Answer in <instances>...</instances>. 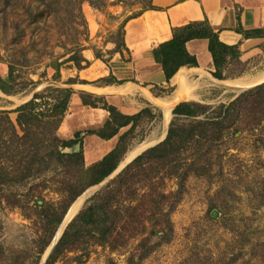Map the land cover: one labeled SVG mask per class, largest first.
Listing matches in <instances>:
<instances>
[{
  "label": "rangeland",
  "instance_id": "374dc122",
  "mask_svg": "<svg viewBox=\"0 0 264 264\" xmlns=\"http://www.w3.org/2000/svg\"><path fill=\"white\" fill-rule=\"evenodd\" d=\"M148 5L150 0H0V72L3 70L7 76L10 69L14 87L18 89L11 94L7 109L27 100L34 90L56 85L53 81L65 84L69 78L85 80L76 63L67 61V57L74 54L85 58L88 50L96 63L103 66L100 61L105 63L114 49L104 46L121 41L120 27L124 20ZM122 51L128 54L126 49ZM226 67L224 80L246 76L250 65L231 61ZM184 71L192 70L185 67L179 70ZM92 75L86 80L93 81ZM214 78L189 74L188 80L194 83L192 98L182 100L212 105L227 103L254 86L236 90L222 83L224 80ZM172 81L163 86H147L146 81L139 85L147 87L154 97L169 98L176 88ZM25 82L26 87L19 89ZM141 93L138 102L149 108L154 117H142L130 134L120 161L131 147L148 140H154V144L162 137V109ZM252 96H248V108L240 113L239 121L223 133L207 154L206 171L201 175L189 173L178 187V178L167 175L161 179L162 171L152 178L151 187H159L158 190L168 194L161 203L170 221L163 237L152 235L140 245L150 229L148 223L143 233H136L122 246L113 242L98 244L86 237L88 240L80 243L78 249L66 251L53 264H264V114L252 111ZM9 117L15 122V113L10 112ZM171 117L172 113L167 124ZM189 153L187 150L184 155L189 157ZM82 156L84 166L95 162L86 163L83 145ZM180 161L176 162L185 168L189 158ZM62 168L52 166L36 178L5 185L0 190V264L45 263L42 257L46 248L42 253L38 249L49 231L45 210L52 208L56 214L59 212L61 197L54 191L56 181L69 177L70 173V168ZM113 176L85 188L77 198L85 192L89 194L78 211ZM131 191L133 187L123 189L124 196L130 195L123 196L122 205L136 202L127 199L133 194ZM27 197L29 200L25 202ZM13 199H18L19 205L8 203ZM137 228L141 230L140 226Z\"/></svg>",
  "mask_w": 264,
  "mask_h": 264
},
{
  "label": "trees",
  "instance_id": "16d2710c",
  "mask_svg": "<svg viewBox=\"0 0 264 264\" xmlns=\"http://www.w3.org/2000/svg\"><path fill=\"white\" fill-rule=\"evenodd\" d=\"M122 26L123 23L121 30ZM170 29L171 37L151 49L152 58L160 65L166 83L182 69L180 66L197 65L195 56L188 53L185 48V42L189 39H207V50L214 66L211 74L217 79L225 77L223 71L229 62L239 61L240 51L237 44H226L219 40L217 32L206 19L189 21L179 26H171ZM242 33L244 36H263L264 28L242 30ZM122 48L126 49L122 40L115 42V51L122 52ZM94 54L99 57L98 53ZM66 60L74 61L79 69L88 64L85 58L82 56L78 58L74 54L68 56ZM81 61H85V64L81 65ZM123 81L125 80L109 74L93 81L69 78L66 83L102 85L120 84ZM31 83L35 84L33 81ZM26 85V82L23 83L19 89ZM0 90L5 94H14L18 90L14 87L10 69L6 77H0ZM73 92L74 90L67 86L47 85L35 91L30 99L13 109H0V190L5 185L36 178L52 166L54 169L60 166L62 169L70 168L69 177L56 181L54 191L61 197L59 212L56 214L52 208L45 210L49 231L42 238L39 253H42L49 244L69 204L85 188L101 182L116 168L126 149L130 134L142 117L145 115L149 119L154 117L147 107H142L133 114H124L101 95L79 90L83 105L100 107L108 112L101 126L86 128L83 130L84 134H95L107 139L115 135L120 127L129 125L118 135L116 143L108 152L99 160L84 166L80 132H74L73 138H64L57 133ZM250 94H253L250 100L252 111L264 114V81L242 91L227 103L212 105L193 100L178 102L171 110L172 117L164 139L136 155L88 198L82 209L66 225L44 264H53L66 251L78 249L80 243H84L88 237L98 244L113 242V245L117 243L118 246H122L136 233H143L146 229L145 223L149 224L150 229L146 237L141 238L140 245L152 235L163 237L170 227L168 215L162 208L163 200L168 194L164 190H158L159 187L152 188V178L162 171L161 179L167 175L177 177L178 187L189 173L201 175L202 171H206V164L209 163L207 154L223 137V133H226L233 123L239 121L240 113L248 108L247 99ZM10 112L15 113V122L10 119ZM76 143L79 145L77 150L63 151L64 148H70ZM187 150H190L189 157L184 155ZM186 158H189L188 163H184L187 166L180 167L176 161L182 162L180 160L185 161ZM9 161L14 162V165ZM130 187H133L131 191L133 196L127 199L132 198L136 202L122 205L124 196L122 191ZM128 195L130 193L124 197ZM28 200L27 197L25 202ZM8 203L11 206L19 205L18 199ZM139 226L140 231L137 228Z\"/></svg>",
  "mask_w": 264,
  "mask_h": 264
},
{
  "label": "crops",
  "instance_id": "0c3cea01",
  "mask_svg": "<svg viewBox=\"0 0 264 264\" xmlns=\"http://www.w3.org/2000/svg\"><path fill=\"white\" fill-rule=\"evenodd\" d=\"M150 4L154 7L142 9L123 22L122 42L128 54L113 49L108 55V60L105 63L100 61L103 66H99L96 63L97 59L92 57V53L87 50L84 57L88 64L78 71L83 73L81 77L85 80L89 74H93L91 76L93 80L112 74L117 79H124L125 81L120 84L102 85L76 82L64 84L72 88L74 92L70 96L67 109L58 126L57 131H60L58 135L69 138L73 137L74 132L79 131L80 135H83L81 138L86 163L99 160L114 146L118 135L125 131L129 125L120 127L115 135L107 139L100 138L95 134H84L83 130L86 128L101 126L107 118L108 112L100 107L83 105L78 91L84 90L101 94L108 103L114 105L124 114L137 112L144 107L138 102V96L141 92L149 101L151 100L147 94L153 97L147 87L139 85L140 82L146 81L147 86L166 84L160 65L152 58L151 49L159 42L171 37V26L206 19L217 32L219 40L226 44H237L240 51L238 60L244 65H250V67L245 72L246 76L226 78L227 80H251L264 73V35L244 36L242 33V30L264 28V0H150ZM109 44L111 46L108 47L106 44L104 47L109 50L114 48V43ZM185 48L188 53L195 56L197 65L180 66L179 68L185 67L189 71L192 70L187 76L191 73L202 72L213 78L210 72L214 70V66L207 50V39H189L185 42ZM179 70L169 80L170 83L173 80L172 83L174 82L175 86L174 77ZM0 76L6 77L3 70L0 72ZM263 81L264 78L254 79L250 82L252 84L247 87ZM83 85L94 88L89 89ZM98 89L100 90L98 91ZM11 97V94H5L0 90V109L9 108L8 104H11Z\"/></svg>",
  "mask_w": 264,
  "mask_h": 264
},
{
  "label": "bare ground",
  "instance_id": "6f19581e",
  "mask_svg": "<svg viewBox=\"0 0 264 264\" xmlns=\"http://www.w3.org/2000/svg\"><path fill=\"white\" fill-rule=\"evenodd\" d=\"M200 74V77L204 76L207 77L204 73L202 72H198ZM188 72L184 71V72H178L175 77V83H176V88L173 91V94L171 95V97L169 98H156V97H152L149 96V94H147L148 98L154 102L155 104L159 105L162 109V113H163V117H164V128L162 127L163 131L161 132V136L164 135V130H165V126L167 124V121L170 117L171 114V108L173 107V105L176 102L181 101L183 98H189L191 95V90L194 86L193 81H189L188 80V76H187ZM261 78H264V73L260 74L257 77H254L253 79H251L252 81L255 80H259ZM251 80H243V79H235V80H225L222 81V83H225L227 85L230 86H234L236 88V90L240 89V88H245L247 86H249L250 82H252ZM100 89H98L99 91ZM192 98V97H190ZM154 142V140L152 141H143L140 144H137L133 147H131L126 154L124 155L123 159L120 161L119 165L124 164L126 161H128L129 159H131L135 154H137L138 152H140L141 150H143L144 148H146L147 146H149L150 144H152ZM88 192L83 193L82 195H80L76 201H74L67 213V215L63 218L62 222H61V227L59 226L58 230H57V234L61 232V230L63 229L65 223L68 221V219L78 210V208L82 205V202L84 201L85 197L88 195Z\"/></svg>",
  "mask_w": 264,
  "mask_h": 264
},
{
  "label": "water",
  "instance_id": "95a60500",
  "mask_svg": "<svg viewBox=\"0 0 264 264\" xmlns=\"http://www.w3.org/2000/svg\"><path fill=\"white\" fill-rule=\"evenodd\" d=\"M52 83H54V84H56L57 86H65L64 84H61V83H58V82H55V81H53ZM35 92V90L31 93V95H30V97L28 98V99H30L31 97H32V95H33V93ZM27 99V100H28ZM26 101V100H25ZM181 101H183V100H181ZM180 102V101H179ZM178 102H176L174 105H173V107L177 104ZM172 107V108H173ZM172 108H171V110H172ZM168 125V124H167ZM166 131H167V126H166V130H165V133H164V135L157 141V142H159V141H161L162 139H164V137H165V135H166ZM156 142V143H157ZM156 143H154V144H156ZM154 144H152V145H154ZM152 145H150V146H152ZM150 146H147L146 148H148V147H150ZM78 147H79V145H78V143H76V144H74L72 147H70V148H67V151H74V150H77L78 149ZM146 148H144L143 150H145ZM143 150H141L140 152H138L137 154H135L130 160H128V161H126L124 164H122V165H119V163H118V165L116 166V168L110 173V176L111 175H115L118 171H120L127 163H129L136 155H138L139 153H141ZM106 179V178H105ZM104 179V180H105ZM103 180V181H104ZM102 182V181H101ZM101 182H99V184H101ZM77 198V197H76ZM75 198V199H76ZM74 199V200H75ZM73 200V201H74ZM72 201V202H73ZM72 202L70 203V205H69V207L67 208V210H66V212L64 213V215H63V217H62V220H63V218L67 215V213H68V211H69V209H70V207H71V205H72ZM78 212V210L68 219V221L65 223V225H64V227H63V229L61 230V232L60 233H58L57 234V230H58V228H57V230H56V232H55V234H54V236L52 237V239H51V241H50V243L48 244V246L46 247V249H45V252H44V255H43V257H42V262L44 261V259H46L47 258V256H48V254H49V252L51 251V249H52V247L54 246V244L58 241V239H59V237L61 236V234H62V232H63V230L65 229V227H66V225L71 221V219L75 216V214ZM62 220H61V222H62ZM60 222V223H61ZM59 227V226H58Z\"/></svg>",
  "mask_w": 264,
  "mask_h": 264
}]
</instances>
